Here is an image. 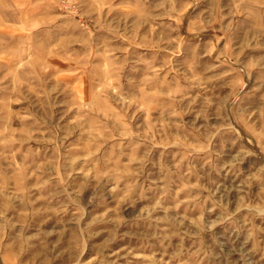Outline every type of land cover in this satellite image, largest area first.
I'll list each match as a JSON object with an SVG mask.
<instances>
[{
    "label": "rangeland",
    "instance_id": "rangeland-1",
    "mask_svg": "<svg viewBox=\"0 0 264 264\" xmlns=\"http://www.w3.org/2000/svg\"><path fill=\"white\" fill-rule=\"evenodd\" d=\"M0 264H264V0H0Z\"/></svg>",
    "mask_w": 264,
    "mask_h": 264
}]
</instances>
